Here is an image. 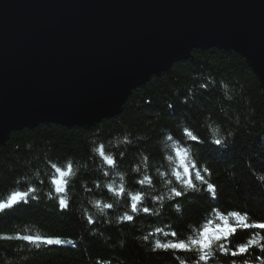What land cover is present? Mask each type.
<instances>
[{
    "label": "trees",
    "instance_id": "1",
    "mask_svg": "<svg viewBox=\"0 0 264 264\" xmlns=\"http://www.w3.org/2000/svg\"><path fill=\"white\" fill-rule=\"evenodd\" d=\"M185 129L199 137L198 145L184 135ZM216 139L222 140L220 146L213 143ZM177 146L216 187L215 198L200 191L204 186L198 181L196 191L176 182L172 172L183 175ZM68 165L70 175L58 178L56 168L67 172ZM145 177H151L150 186ZM261 177L264 94L256 76L234 52L194 50L189 60L134 90L115 118L89 128L44 124L10 134L0 147V200L14 191H35L27 204L0 215V234L72 243L36 247L3 239L0 264H264V231L245 229L232 215L264 222ZM54 179L62 192L55 191ZM121 188L124 193L118 195ZM172 188L187 194L173 197ZM138 194L141 210L133 213L131 197ZM225 223L236 228L221 241L229 250L249 240L259 245L242 257L214 248L203 261L195 248L156 247L187 244L202 229L214 231Z\"/></svg>",
    "mask_w": 264,
    "mask_h": 264
},
{
    "label": "water",
    "instance_id": "2",
    "mask_svg": "<svg viewBox=\"0 0 264 264\" xmlns=\"http://www.w3.org/2000/svg\"><path fill=\"white\" fill-rule=\"evenodd\" d=\"M241 56L264 94V0H0V147L89 128L194 50Z\"/></svg>",
    "mask_w": 264,
    "mask_h": 264
},
{
    "label": "snow or ice",
    "instance_id": "3",
    "mask_svg": "<svg viewBox=\"0 0 264 264\" xmlns=\"http://www.w3.org/2000/svg\"><path fill=\"white\" fill-rule=\"evenodd\" d=\"M169 108L173 107L172 105L168 106ZM184 135L190 139L191 142H193L194 145H198L200 143V139L198 136L193 134V132L190 129L184 130ZM169 139H172V137H169ZM213 143L217 146H220L222 144V140L216 139L213 141ZM101 155H104L103 151H101ZM175 155L177 157H180V168L183 170V175L180 174L179 171H173L172 175L176 177V182L181 185L182 188H187L190 191H196V184L195 182L198 181L202 187L200 191H206L210 196L215 198L216 194V187L212 185L211 183H207L204 179V175L201 174V172L198 170V165H196L191 160L187 159L188 153L186 151H183L179 146L175 149ZM171 159V157H169ZM106 163L109 166H114V161L112 159H108ZM56 172H58L61 176L70 175L71 173V165H68V171L64 172L61 171L60 168H56ZM205 172L207 170L205 169ZM163 176L164 173H161ZM145 179L148 180L149 186L151 185V177H145ZM261 179H264V177H261ZM53 184L56 185L55 191L57 193H60L63 191V188L61 186L60 181L53 180ZM143 187V180L138 181ZM35 189L30 188L28 191H14L12 192L6 200H0V215H6L8 212L14 210L19 204L24 203L27 204L29 200V195L31 192H34ZM124 193V189L121 188L118 195H122ZM171 193L173 197H181L186 195V192L177 190L176 188L171 189ZM34 198V197H33ZM132 204H131V211L133 213L138 212L141 210L139 207V202L141 201V195H133L131 197ZM59 203L62 208L67 207V203L65 200L60 199ZM106 208H110V204L105 205ZM142 211L144 213H148V208H142ZM232 215L236 216L243 228H253V229H260L264 231V222H254L249 223L247 216H240L238 213H233ZM128 221H132L133 217L132 215H128L126 217ZM88 223L91 224L93 221L91 219L88 220ZM236 228L235 227H229L227 226V223H225V227L223 228H217L214 231L209 229H202L199 232L198 238L192 239L187 244L183 241L174 242V243H165L163 245L157 244V248H163L164 250H184V251H191L193 248L198 250L202 255L199 256V259L201 261L205 260V258L210 254V252L216 248L218 250H221L224 252L225 255H231L232 257L237 256H244L248 251L249 248L256 247L259 245V241H252L249 240L247 244L241 245L238 249H232L229 250L224 243H221V241H226L228 239V236L231 234H235ZM170 235L175 236L176 234L170 233ZM17 239L22 240L28 244L34 245L36 247H39L41 245L44 246H52V245H61L64 243L71 244L72 241H63L59 238L55 237H41L39 235L33 236V235H21L16 234L14 237L7 236L0 234V240L3 239ZM147 239V238H146ZM262 251H264V245H261Z\"/></svg>",
    "mask_w": 264,
    "mask_h": 264
},
{
    "label": "rangeland",
    "instance_id": "4",
    "mask_svg": "<svg viewBox=\"0 0 264 264\" xmlns=\"http://www.w3.org/2000/svg\"><path fill=\"white\" fill-rule=\"evenodd\" d=\"M74 128H77V127H74ZM62 176L59 174L58 178H61Z\"/></svg>",
    "mask_w": 264,
    "mask_h": 264
},
{
    "label": "bare ground",
    "instance_id": "5",
    "mask_svg": "<svg viewBox=\"0 0 264 264\" xmlns=\"http://www.w3.org/2000/svg\"><path fill=\"white\" fill-rule=\"evenodd\" d=\"M209 50V49H208ZM230 52V51H229ZM238 55V54H237ZM173 67V66H172ZM115 118V117H114ZM112 119V118H111ZM105 120H109V119H105ZM103 121V120H102Z\"/></svg>",
    "mask_w": 264,
    "mask_h": 264
}]
</instances>
